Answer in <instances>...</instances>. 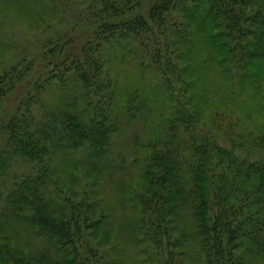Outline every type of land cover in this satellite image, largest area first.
I'll list each match as a JSON object with an SVG mask.
<instances>
[{
    "label": "trees",
    "instance_id": "16d2710c",
    "mask_svg": "<svg viewBox=\"0 0 264 264\" xmlns=\"http://www.w3.org/2000/svg\"><path fill=\"white\" fill-rule=\"evenodd\" d=\"M89 6L88 17L76 19V25L91 21L85 33L74 25L73 33L47 42L42 67L22 58L0 72V111L10 96L16 101L0 113V142H6L0 149V264L127 263L119 240L110 245V232L102 245L96 240L106 214L92 197L93 178L82 190L64 187L54 158L79 147L95 161L105 158L124 112L135 117L148 107L136 94L120 106V81L109 58L129 47L124 39L138 45L124 54L134 55L143 74L151 72L166 97L148 141L136 146L144 151L143 180L132 195L141 264H189L185 239L175 235L178 219L187 217L194 230L182 236L195 245L197 264H264V161L239 153L264 149V113L261 123L236 97L243 86L258 84L264 103V0H90ZM197 32L214 53V77L207 82L195 74L189 55ZM53 84L75 86V108L60 109L44 123L34 107ZM245 121L253 125L244 128ZM14 156L32 171L12 173ZM7 220L33 227L51 249L26 252ZM126 235L131 238L130 229Z\"/></svg>",
    "mask_w": 264,
    "mask_h": 264
},
{
    "label": "rangeland",
    "instance_id": "374dc122",
    "mask_svg": "<svg viewBox=\"0 0 264 264\" xmlns=\"http://www.w3.org/2000/svg\"><path fill=\"white\" fill-rule=\"evenodd\" d=\"M89 3L90 0H0V72L22 58L33 61L35 59L37 63L41 62L42 67L44 63L42 51L45 46H48L47 42L61 34L64 36L73 33L77 17L83 16L86 19L88 13L91 12ZM52 5L57 6L59 10L53 12ZM90 22H80L76 26L79 31L83 30L82 32L85 33L84 29L89 27ZM80 37H82L81 34ZM190 37L193 40V46L189 55L194 64V72L202 81L207 82L214 77L212 76L215 71L213 65L216 64L211 60L214 54L213 49L204 44L201 33H193ZM121 44H129V47L124 48L122 45L121 48H116L115 51L110 52L109 58L120 81L118 84L120 106L126 108L127 101L136 94L140 97L137 98L140 106L146 105L148 106L146 108L152 109L148 111L144 107L145 109L138 110L135 117L124 112L127 119L125 121L123 119L120 129L113 134L106 157L103 159L93 160L88 156V152L83 150V147L55 155V173L61 179L64 187H71L75 190H82L87 178H93L96 188L92 197L98 201V212L106 214L100 230L97 231L96 240L102 245L101 242L104 240L102 236L105 232H110L112 237L110 245L114 240L115 242L119 240L122 246L121 256L127 259L125 264H141L142 260L139 250H137L138 243L135 240L137 211L132 195L143 180L140 156L144 154V151L141 147L136 146L137 143L142 144L148 141L152 123L155 120H160L161 110L166 107L164 106L166 97L162 88L159 87L160 84L158 86L153 84L151 72L143 74L142 68L133 58L134 55L132 57L124 54L128 50L134 53L133 49L138 47L137 43L134 40L124 39L121 40ZM41 73L42 71L36 74L33 83L38 78L41 79ZM261 83L264 93V79L261 80ZM201 84L204 85L205 82ZM215 85L216 83L213 84V86ZM257 86L255 84L247 88L243 86L242 89H245H240L236 97L241 102L249 103L248 106L254 112V119L258 117V121L262 123L263 119H259L264 113V103ZM76 93V88L73 85L64 90L56 84L50 85L45 92L43 101L39 104L40 106L35 105L34 107L38 119L45 123L51 119L52 114L60 112V109L65 111L69 106L75 108L72 97ZM5 102L7 105H2L1 115L7 114V109L16 104V101H13V95ZM78 102L80 103V101ZM252 125L253 122L250 121L243 123L244 128ZM217 135H219L218 140L222 144L230 145V139L227 136L219 132ZM5 147L6 142L3 140L0 142V149ZM239 153L252 160L264 161V149L246 148L239 150ZM12 161V173L22 176L32 171L31 166L19 156H14ZM11 180L10 178L8 183L11 184ZM11 185L7 188H11ZM1 203L2 201H0ZM188 215L186 214V217ZM14 222L16 221H6L9 227L8 231L23 250L40 254L47 251L48 248L51 249V246L42 237L36 235L33 227L29 225L25 227ZM128 229H130L131 238L126 235ZM193 230V224L188 217L186 221H183V218L178 219L175 235L185 239L184 248L185 250L189 248L188 251L186 250V262L189 264H197L200 255L192 241H189L187 236H182V233L193 232ZM105 251L107 253L109 249H104L103 252Z\"/></svg>",
    "mask_w": 264,
    "mask_h": 264
}]
</instances>
